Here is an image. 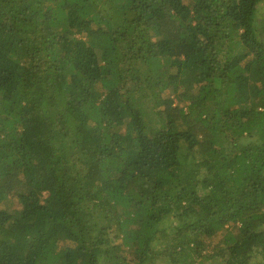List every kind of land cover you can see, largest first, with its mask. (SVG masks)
<instances>
[{
  "label": "trees",
  "instance_id": "1",
  "mask_svg": "<svg viewBox=\"0 0 264 264\" xmlns=\"http://www.w3.org/2000/svg\"><path fill=\"white\" fill-rule=\"evenodd\" d=\"M0 264H264V0H0Z\"/></svg>",
  "mask_w": 264,
  "mask_h": 264
}]
</instances>
